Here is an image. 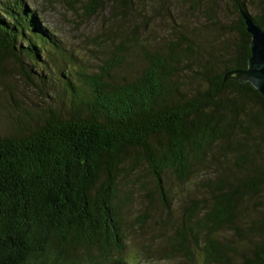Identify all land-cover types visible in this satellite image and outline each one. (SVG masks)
Here are the masks:
<instances>
[{
    "label": "trees",
    "instance_id": "1",
    "mask_svg": "<svg viewBox=\"0 0 264 264\" xmlns=\"http://www.w3.org/2000/svg\"><path fill=\"white\" fill-rule=\"evenodd\" d=\"M64 1L85 2L87 17L108 7L118 24L108 35L112 57L91 74L56 65L52 76L48 60L63 58L58 38L24 0H0V73L19 72L54 103L34 123L17 114L12 132L0 134V264H139L122 257L121 215L132 193L119 199V182L132 173L148 201L139 227L151 205L165 214L160 231L170 227L154 239L167 242L153 251L159 258L264 264V135L251 134L264 129V98L249 83L224 79L250 57L240 12L263 27L264 5L253 16L231 0L237 23L223 28L220 47L199 30L197 39L180 33L160 51L141 37L135 0ZM141 166L153 192L136 179ZM195 168L207 174L201 197H187L172 222L163 175L185 184Z\"/></svg>",
    "mask_w": 264,
    "mask_h": 264
},
{
    "label": "rangeland",
    "instance_id": "2",
    "mask_svg": "<svg viewBox=\"0 0 264 264\" xmlns=\"http://www.w3.org/2000/svg\"><path fill=\"white\" fill-rule=\"evenodd\" d=\"M24 1L36 11L42 24L58 38L60 47L63 49V58L56 61V57H52L48 60L52 76H57L59 69L56 65H65L73 72L85 71L91 74L98 71L99 67H104V63L112 57L111 51L114 45L110 44L108 35L117 29L118 24L110 20L112 15L110 8L105 7L95 16L87 17L84 13L86 3L82 1L72 6L66 5L64 0ZM240 1L244 2L248 13L253 16L261 13L264 5V0ZM135 2L142 10L135 22L141 27V37L146 40L148 49L163 51L165 46L180 33L197 39L196 34L199 30L205 32L204 36L210 46L220 47L226 39L225 35L221 37L223 28L234 27L237 23L238 14L231 0H135ZM143 16L150 22L145 21ZM214 20H217L218 24L213 25ZM130 25L132 22L127 21L125 29L131 28ZM136 64L140 67L139 62ZM10 70L7 76L0 73V134L2 135L12 132L13 119L17 114L20 115L25 111L32 118H27L28 121L34 123L46 104L54 106L48 98V94L51 95L49 90L33 87L23 80L19 72ZM117 73L123 76L127 74ZM113 74L116 77L114 72ZM54 93L56 95L61 93L59 83L54 85ZM260 133L264 135L263 128L259 130V133L251 131L253 136H258ZM141 167L136 179L142 182L147 190L153 192L154 186L148 170L144 166ZM195 170L197 171L195 175L185 184L178 183L172 173L163 175L167 195L173 204L172 222L180 218L182 206L186 203L187 197L195 199L201 197L202 188L198 189V187L207 174L202 168H195ZM209 175L211 176V173ZM127 191L132 193V196L121 215L128 237L127 245L122 253L123 259L139 264H190L179 255L173 260H164L153 253L154 250L166 247L167 242L164 238L154 240L156 236L161 237V233L166 235L169 233L167 231L170 230L169 226L165 228L166 230L160 231V226L157 224L165 217V214L161 213L155 205H151L146 226L140 228L137 218L148 205V201L145 198L147 196L145 190L139 195L138 189L134 188V173L119 182V199ZM262 200L264 201V196ZM159 216L161 219L158 218ZM223 236L228 235L224 232ZM145 256L150 257L145 258Z\"/></svg>",
    "mask_w": 264,
    "mask_h": 264
},
{
    "label": "water",
    "instance_id": "3",
    "mask_svg": "<svg viewBox=\"0 0 264 264\" xmlns=\"http://www.w3.org/2000/svg\"><path fill=\"white\" fill-rule=\"evenodd\" d=\"M240 15L250 36V57L245 69L226 73L224 79L231 78L242 84L249 83L264 98V26L255 25L251 17L243 11Z\"/></svg>",
    "mask_w": 264,
    "mask_h": 264
}]
</instances>
